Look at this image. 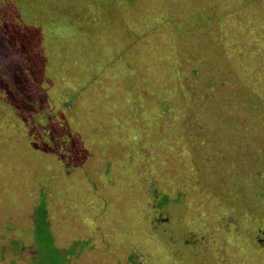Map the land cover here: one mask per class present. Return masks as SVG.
Returning <instances> with one entry per match:
<instances>
[{
    "label": "rangeland",
    "instance_id": "obj_1",
    "mask_svg": "<svg viewBox=\"0 0 264 264\" xmlns=\"http://www.w3.org/2000/svg\"><path fill=\"white\" fill-rule=\"evenodd\" d=\"M1 1L0 264H264V0Z\"/></svg>",
    "mask_w": 264,
    "mask_h": 264
},
{
    "label": "trees",
    "instance_id": "obj_2",
    "mask_svg": "<svg viewBox=\"0 0 264 264\" xmlns=\"http://www.w3.org/2000/svg\"><path fill=\"white\" fill-rule=\"evenodd\" d=\"M0 2L2 1L0 0ZM70 98L71 101L69 103L73 101V98L72 97ZM258 164L264 167V164H260V163ZM260 177L261 180H264V170L254 171V167H252L249 173V179H252V181L254 182H258L257 179ZM257 188L258 190L261 189L260 187ZM262 189H263L262 192L258 194V198L260 200H264V188ZM167 201H168L167 197H164L161 204L165 205ZM46 216H47L46 203L44 200V196L41 195V198L39 200V205L35 207L33 214V220L36 225V228L33 233H34L35 245L37 246V250H36L37 257L32 261V264H45L46 262L58 260V258L59 260H61L60 257L63 256V252H68V251L57 250L55 247L54 248L52 247L53 238L49 230V225L46 220ZM63 259L66 260V258ZM65 260H63L64 263L62 262L60 264H65ZM55 264H59V261H57V263Z\"/></svg>",
    "mask_w": 264,
    "mask_h": 264
}]
</instances>
